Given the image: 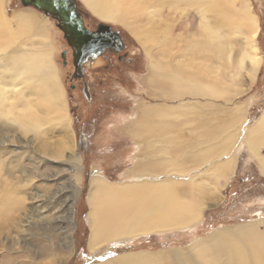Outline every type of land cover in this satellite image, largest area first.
I'll list each match as a JSON object with an SVG mask.
<instances>
[{
    "label": "rangeland",
    "instance_id": "1",
    "mask_svg": "<svg viewBox=\"0 0 264 264\" xmlns=\"http://www.w3.org/2000/svg\"><path fill=\"white\" fill-rule=\"evenodd\" d=\"M248 1L258 19L256 43L262 60L255 81L249 88L246 83H243V88L246 90L237 96L186 95L171 98V95L165 90L154 91L147 83L151 77L152 61L143 45L121 23L102 20L93 15L81 0H73V2L83 18L85 27L91 29L97 28L99 25H107L117 31L124 40L123 48L117 53L111 50L105 51V48L94 57L98 59L96 62L92 61L89 65H84L86 60L75 71L71 48L63 37L62 31L55 24H52L51 28L44 24L47 33L40 39L31 36L27 41L17 40L18 49L25 46L34 48L35 42L40 47H44L45 43H48L46 49L49 51L56 78L64 90L72 131L67 129L66 133L63 132L61 125L56 123L54 114H48L44 105L33 104L32 108L35 109L37 115L47 119V123L39 126L38 135L33 131L22 138L18 131L13 132L11 143L5 142L0 134V141L4 142V144H0L5 149L4 154L8 150L9 152L5 155L11 157V161L8 159L6 167L12 172L10 176L8 172L4 173L3 170H0V175L5 176L3 178L9 176L18 178L21 176V172L27 175L32 173L34 174L33 182L27 186L24 192L29 189H32L33 193L41 191L43 187H47V181L43 178L39 180L35 173L39 174L44 171L47 173L52 170V172H56L57 169L55 166L50 168L47 165L38 167L39 158L37 157L48 160L47 155L50 153L52 155V151L69 139L73 140L75 150L81 155L83 171L77 175L70 169L61 171V178L54 181V185L49 183L50 189H58V192L62 194L58 196L59 200L57 197L56 202L53 201V204H49V208H42L44 206H41V203L36 208V204L31 198L32 194L22 193L24 197L21 207L14 211L10 222L3 223V228L0 230V264H3L1 263L3 258L11 259V257H16L17 260L31 259L38 264H46L52 258L56 259L54 264H87L93 258L97 262L101 260L104 262L116 255L131 251L149 253L160 251L165 264H173L170 259L172 250L185 251L195 242L207 241L218 230L256 226L259 232L264 233V173L261 172L256 158L252 157L243 143L245 129L253 124L264 110V0ZM162 2L163 0H126L121 3L125 8L127 23L132 21V24L138 29V33L145 29L152 35L149 40L153 46V52L157 54V51L162 48V50L177 46L183 48L191 39L190 36L197 31L201 19L204 18L209 23V27L216 29L217 39L219 40L220 37L231 45L233 61L229 64L232 74L235 67L236 51L243 45L246 36L244 28L236 30V17L234 16L231 20L232 13L222 11V8L218 9V13L217 10H205L203 6L184 5L183 1ZM18 11L21 13L36 12L43 15V12H39L34 7L23 6L21 0H4L1 13L6 18L5 25L9 23L11 28L15 27L14 13ZM223 15L229 16L230 19H226L224 22ZM46 17L49 21V16ZM52 21L56 22V20ZM32 33L30 32L29 35ZM1 38L2 33L0 32ZM173 38L175 39L173 40ZM165 39L167 40L165 41ZM145 45L147 46V43ZM164 45L167 46L163 47ZM7 46H2L6 52L14 49L12 46L7 49ZM182 50L185 51V49ZM62 52L66 53L64 58L61 57ZM191 53L186 51L184 56H189ZM119 57L122 59L120 60ZM77 72L80 73L79 78L74 77ZM17 76L12 73L5 79L6 88L9 90L8 102L17 103V105L10 110L6 107L5 102L4 106L0 104V125L2 127L3 124L16 126L12 117L20 112L22 103L25 106V102L32 104L36 100V95L26 88V85H30L31 82L21 84ZM226 76L228 77L227 73ZM228 80L231 87L232 79L228 77ZM0 83L2 84L1 75ZM156 92L159 94L157 95ZM186 101L196 103L202 108L194 110L193 113L189 112L190 115L178 117L174 121L169 118H161L160 121L167 124L171 134L166 136L155 134L156 136L151 135L140 140L127 133L126 127L132 128L137 119L138 108L143 103L179 105ZM241 107L244 118L240 125L239 140L234 147L236 161L233 172L227 180H221L218 183L219 199L206 201L200 210V219L197 223L195 222L186 229L152 232L117 246H103L97 250V253L89 250L90 229L86 216L90 209L87 196L88 176L92 167H95L93 169L97 174H101L106 181L111 183L138 180L132 177L133 168L136 167L138 161L141 163L151 162L152 164L157 162L161 165L163 160H167L162 166L163 170L168 169L166 164L171 162L172 165L181 164V167L190 168L191 171L192 161L198 158L194 156V153L216 145L215 140L212 139L206 143L202 141L204 136L200 133L202 128L199 121L210 127H217L219 119L231 118L237 114ZM158 149H165V157L162 158L160 153H155ZM67 153L69 152L65 149L59 163H67ZM259 153L264 155V147L260 148ZM228 154H231V150ZM228 154L224 155L225 159ZM15 156H19L20 164L23 167L21 172L12 162ZM211 163L207 162L201 167V170H206ZM193 174L194 172L191 173V175ZM153 176L157 180L160 179V175ZM185 177L189 179L190 175ZM143 179L156 181L152 176ZM77 188L80 194L71 207L73 221L71 229L66 226V222L58 223L56 226L53 224L52 227H49L47 222L51 217L57 216V213L67 215L68 207L64 206V201L69 200L67 204H70L72 193ZM3 193L4 190L0 191V194ZM33 207L35 208L33 209ZM25 215L28 216L27 219H24L25 222L20 221ZM44 224L46 227L43 226ZM68 234L71 235L75 249L71 254L67 252V247L61 245L64 236L66 237ZM42 246H51L53 252L51 254L42 253L40 251Z\"/></svg>",
    "mask_w": 264,
    "mask_h": 264
},
{
    "label": "bare ground",
    "instance_id": "2",
    "mask_svg": "<svg viewBox=\"0 0 264 264\" xmlns=\"http://www.w3.org/2000/svg\"><path fill=\"white\" fill-rule=\"evenodd\" d=\"M81 1L98 18L121 23L143 45L152 61L151 77L147 83L154 91L161 92V90H165L171 95V98L186 95L237 96L246 90L243 88V83H246L249 88L258 75L262 60L256 43L258 19L248 0H177L185 2L182 3L184 5L203 6L205 10L209 11L217 10L218 12V9L222 8V11L232 13L231 20L234 16L236 17V30L245 29L246 36L243 45L236 51L235 67L232 74L229 64L233 61L232 47L227 40H222L220 37L219 40L217 39L216 29L209 27V23L204 18L201 19L197 31L190 36L191 39L183 48L180 46L166 50H162V48L156 54L153 52V46L149 40L152 35L147 33L145 29L138 33V29L132 24V21L127 23L125 8L121 4L122 1L126 2V0ZM167 1L172 2V0H163V2ZM3 4L4 0H0V32L2 33L0 39V75L2 76L0 104L4 106L5 102L6 107L10 110L17 105V103L8 102L9 90L6 88L7 84L5 83L6 77L12 73L18 75L17 78L21 84L30 81L31 84L26 85V88H29L36 95V100L32 104L25 102L26 105L24 106V103H22V107H24H21L20 112L13 115L12 120L16 126L3 124L2 127L0 125V134H2L3 140L11 143L15 131H18L22 138L33 131L38 135L37 129L40 125L47 123V119L37 115L35 109L32 108L33 104L44 105L48 114H54V119L56 123L61 125L63 132L67 129L72 131L71 117L67 113L64 90L56 78L49 51L46 49L48 43H45L44 47H40L35 42L34 48L25 46L21 49H18L16 43L17 40L27 41L28 37L31 36H36L38 39L45 36L47 29L44 24L48 25L49 28L52 24L57 26V23L52 21L55 19L49 16L48 21L47 15L44 13V16L39 15L36 10L35 13H21L18 11L14 13L15 27L11 28L9 23L5 25L7 21L1 13ZM177 9H180V7H177ZM39 12L42 11L39 10ZM223 19L225 22L226 19L230 18L223 15ZM30 32L33 33L29 35ZM170 39L172 38L170 37ZM145 43H147V46ZM4 45H8L7 49H10V46L14 49L6 52L2 48ZM165 46L167 45L163 47ZM182 49H185V51ZM186 51L192 52L191 55L184 56ZM93 59L89 58L84 65L87 63L89 65ZM226 73L232 79V88L229 85ZM199 108H202V106H198L191 101L179 105L143 103L138 108L137 119L134 121L132 128L129 129V126H127L126 130L129 135L138 137L140 140L155 134L166 136L171 133L167 128V124L160 121L161 118H169L174 121L178 117L190 115L189 112L193 113L194 110ZM243 113L241 107L237 114L231 116V118L219 119L217 127H210L199 121L202 128L200 133L204 136L202 141L206 143L212 139L215 140L216 145L194 153V156L198 158L192 161L191 171L190 168L181 167V164L172 165L171 162L166 164L169 168L163 170L162 166L167 160H163L161 165L157 162L152 164L151 162L141 163L138 161L133 171L131 170L133 179L138 180L111 183L106 181L101 174H97L93 169L95 167H92L88 176L87 196L90 209L86 216L90 229L89 250L97 253V250L103 246H117L152 232L186 229L190 228L195 222L197 223L200 219V210L206 201H217L219 199L218 183L221 180H227L233 172L236 161L234 147L239 140L240 125L244 118ZM202 114L204 113L202 112ZM243 134V143L252 157L256 158L261 172L264 173V155L259 153L260 148L264 147V110L257 120L245 129ZM69 140L61 143L56 150L52 151V155H50L51 153L46 154L49 157L48 160L51 159L52 161L37 157L39 158L38 167L47 165L50 168L55 166L57 169L56 172H52V170L47 171V173L45 171V173H35L39 180L43 178L47 181V187L50 185L49 183L54 185V181L56 182L61 178V171L70 169L74 171L75 175L83 171L81 155L75 150L73 140ZM1 143L4 144L3 141H0ZM65 149L69 152L67 153V163H59ZM4 150L0 145V170H3L4 173L8 172L11 176L12 172L6 167L7 161L11 157L6 156L5 154L9 151L6 149L7 152L5 151L4 154ZM164 150L158 149L155 153H160L163 158L166 155ZM230 150L231 154H228ZM226 153L228 157L225 159L224 155ZM19 156H15L12 162L21 172L23 167L20 164ZM207 162L212 163L206 170H201V167ZM192 172H194L193 175H191ZM24 174L21 172V176L18 178L10 176L3 178L5 176L0 175V191L4 190V193L0 194V230L3 228V223L10 222L14 211L21 207V201L24 197L22 193L32 194L31 198L36 204L35 207L41 203L44 209L49 208V204H53V201L56 202V198L62 195L61 192H58V189L52 190L53 188L50 189L46 186H42V190L35 193L32 192V189L24 192L27 186L32 184V178H34L32 173L30 175ZM153 175H160V179L157 180ZM187 175H190L189 179H186L185 176ZM149 176H152L156 181L143 179L149 178ZM78 194H80L78 188L77 190L74 189L71 203L67 204L69 200L64 201V206L68 207L67 215L57 213V216L48 220L49 227H52L53 224L56 226L58 223L66 222V226L71 229L73 225L71 207L77 201ZM57 200H59V197ZM45 203L48 205L46 206ZM27 217L25 215L20 221L25 222L24 219H27ZM69 232L71 231L69 230ZM61 245L67 247L69 254L75 250L70 234L64 236ZM40 251L44 254L53 252L51 246H42ZM159 252L131 251L116 255L104 262H101L102 260L97 262L93 258L87 264H165L163 254ZM14 259L17 260L16 257L3 258L1 263L38 264L31 259L17 261ZM170 259L173 264H264V233L259 232L256 226L221 229L216 231L207 241L195 242L185 251L172 250ZM55 261L56 259L52 258L46 264H54Z\"/></svg>",
    "mask_w": 264,
    "mask_h": 264
},
{
    "label": "water",
    "instance_id": "3",
    "mask_svg": "<svg viewBox=\"0 0 264 264\" xmlns=\"http://www.w3.org/2000/svg\"><path fill=\"white\" fill-rule=\"evenodd\" d=\"M21 4L32 6L56 20L57 27L71 48L75 71L82 62L99 55L105 47L112 46L113 41L116 43L113 36L117 35L107 25H99L96 31L88 30L72 0H21ZM65 54L62 52L61 57L64 58ZM74 77L79 78V73Z\"/></svg>",
    "mask_w": 264,
    "mask_h": 264
},
{
    "label": "flooded vegetation",
    "instance_id": "4",
    "mask_svg": "<svg viewBox=\"0 0 264 264\" xmlns=\"http://www.w3.org/2000/svg\"><path fill=\"white\" fill-rule=\"evenodd\" d=\"M73 1V0H72ZM74 3V2H73ZM74 5H75V3H74ZM75 8H76V11H77V7H76V5H75ZM78 12V11H77ZM79 13V12H78ZM81 15V14H80ZM82 17V16H81ZM83 19V18H82ZM84 22V21H83ZM87 28V27H86ZM88 29V28H87ZM98 29V27L97 28H91V29H88V30H90V31H96ZM112 30V33H114L115 35H117V36H113V37H116V43H115V41H113V43L111 44L112 46H109V47H105L106 49H105V51L107 50V51H113V52H115V53H117L119 50H121L122 48H123V46H124V40L120 37V35H119V33L117 32V31H115V30H113V29H111ZM119 59L121 60L122 58L121 57H119ZM96 58H94L92 61H94V62H96ZM86 65H88V63L86 64ZM79 73V72H78ZM80 74V73H79Z\"/></svg>",
    "mask_w": 264,
    "mask_h": 264
}]
</instances>
